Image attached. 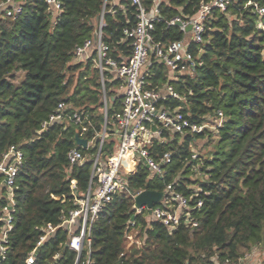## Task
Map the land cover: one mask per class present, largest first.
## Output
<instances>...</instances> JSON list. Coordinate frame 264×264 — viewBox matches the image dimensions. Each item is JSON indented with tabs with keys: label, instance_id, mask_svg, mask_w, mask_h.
<instances>
[{
	"label": "trees",
	"instance_id": "obj_1",
	"mask_svg": "<svg viewBox=\"0 0 264 264\" xmlns=\"http://www.w3.org/2000/svg\"><path fill=\"white\" fill-rule=\"evenodd\" d=\"M61 1L59 14L46 0H24L17 19L0 14V163L12 146L24 154L14 188L13 228L0 264H26L35 249V264L86 263L89 249L79 257L68 247L70 231L62 225L63 217L77 207L71 183L77 180L79 197L88 192L105 126L103 162L118 143L114 133L122 96L107 82L106 110L99 69L91 59L78 62L74 57L78 46L95 38L104 0ZM157 1L144 3L152 9ZM210 1L161 0L155 41L167 45L187 38L188 33L168 21L192 18ZM255 3L264 7V0H236L225 12L213 9L204 22V43L192 42L189 48L197 62L192 74L171 79L166 64L151 67V87L171 84L181 95L167 96L163 107L180 109L194 123L216 120L221 113L223 123L216 131L166 132L167 142H154L153 155L160 158L169 151L172 162L163 176L142 162L127 175L128 191L115 194L93 224V264H223L242 261L264 242V14L256 12ZM135 10L128 0H119L114 13H105L103 39L119 60L131 50L124 29L136 22ZM63 101L70 112L88 114L91 122L76 125L68 120L42 130ZM77 133L93 144L80 147L86 161L73 165L68 153L77 146ZM201 139L215 142L202 162L203 181L192 178L202 160L201 155L193 158L192 147ZM4 179L0 173V238L9 206ZM171 183L187 197L199 193L190 205L202 200V207L192 208L176 228L146 211L136 213L134 194L164 191ZM51 227L55 231L37 247Z\"/></svg>",
	"mask_w": 264,
	"mask_h": 264
},
{
	"label": "built area",
	"instance_id": "obj_2",
	"mask_svg": "<svg viewBox=\"0 0 264 264\" xmlns=\"http://www.w3.org/2000/svg\"><path fill=\"white\" fill-rule=\"evenodd\" d=\"M128 1L136 9V22L133 26L124 29L126 38L130 40L131 50L129 55L120 54V60L114 57L110 45L103 39L105 13L108 11L114 13L119 2V0H104V7L99 17V27L95 38L88 39L84 44L78 46L74 56L78 62L91 59L99 69L106 110L108 107L107 82L113 83L111 89L122 96V112L114 133L118 142L116 148L106 162L101 160L102 147L107 137L105 126L101 134L99 151L93 158V172L88 192L83 197H79L77 180H72L71 188L76 196L77 207L70 210L62 221V225L70 231L68 247L77 251L79 257L85 248L89 249L85 264H93L90 254L93 224L100 211L107 203L111 202L115 194L128 191L127 175L135 173L140 162L150 168L154 174L160 176L166 174V167L172 162V153L167 151L160 158L155 157L151 151L154 142H167L166 132L173 136L175 134L202 133L206 129L216 131L223 123L221 113L216 120L208 118L204 123H194L180 109L163 107L161 101L167 96L181 99V95L171 84H167L162 89L151 87V67L159 62L166 64L171 71V79H177L178 76L183 74H192L195 71L197 62L189 49L191 43H204V22L211 15L213 9L225 12L236 0H211L209 3L203 4L198 13L192 18L183 19L177 16L169 20L168 24L170 26L182 22L180 27L188 33V37L167 45L157 43L153 35L155 24L160 19L158 7L160 1L158 0L152 9L145 5L144 0ZM46 2L53 13L59 14L62 9L61 0H46ZM23 5L24 0H0V14L3 13L5 16L17 19L23 13ZM108 6L110 8L107 10ZM254 6L256 12L264 14V7L259 6L257 3ZM190 25L192 29L188 31L187 27ZM69 108L68 103L61 102L49 119L43 123L42 130L47 129L56 122L65 123L68 120L76 125L91 122L88 114H81L78 111L70 112ZM80 136L85 138L82 134ZM92 144L93 141L88 140L87 148ZM80 147L82 146L77 145L68 153L69 162L73 165L83 164L86 161ZM198 157L199 154H193L194 159ZM23 162V152L16 146H12L0 163V173L4 175V185L7 188L9 200V206L3 217L6 226L0 238L1 258H4L8 250V233L13 228V212L16 206L14 188ZM199 190L202 191V189ZM141 191L134 194V198ZM164 192L163 200L157 202L163 205H156L155 203L152 214L149 213L147 206L140 208L134 206L136 213L146 211L163 224L176 228L183 217L188 218L191 215L190 210L192 208H200L203 205V201L199 200L192 207L190 203L194 196H198L199 193L187 197L177 191L174 183L168 184ZM192 224L193 226L198 225L194 220ZM130 225L131 227L135 226L134 218L131 220ZM54 231V227L49 228L47 233L38 241L37 247L42 245L48 235ZM128 238L133 241V234H129ZM35 251L28 256L26 264L36 263ZM223 264H242V261L226 260Z\"/></svg>",
	"mask_w": 264,
	"mask_h": 264
},
{
	"label": "water",
	"instance_id": "obj_3",
	"mask_svg": "<svg viewBox=\"0 0 264 264\" xmlns=\"http://www.w3.org/2000/svg\"><path fill=\"white\" fill-rule=\"evenodd\" d=\"M177 25L181 26L182 22H178ZM191 29H192L191 25L187 27L188 31H190ZM75 139L77 145H80L83 148L88 147V139L81 137L79 133L76 134ZM164 196H165L164 191L150 190V189L143 190L135 196V206L137 208L147 206L149 208V213L152 214V208L154 204L163 200Z\"/></svg>",
	"mask_w": 264,
	"mask_h": 264
},
{
	"label": "rangeland",
	"instance_id": "obj_4",
	"mask_svg": "<svg viewBox=\"0 0 264 264\" xmlns=\"http://www.w3.org/2000/svg\"><path fill=\"white\" fill-rule=\"evenodd\" d=\"M215 142L208 139H201L197 142V144L193 145L192 150L195 154L201 155L202 160L198 163L197 170L195 171V174H192V178L194 180L203 181L206 178V173L201 170L202 162L208 158V156L211 154V152L214 150ZM140 242V241H139ZM140 244V243H139ZM260 246V245H258ZM261 249L257 250L256 252L264 251V242L261 244ZM262 251V252H263ZM252 250L249 252L251 253Z\"/></svg>",
	"mask_w": 264,
	"mask_h": 264
},
{
	"label": "crops",
	"instance_id": "obj_5",
	"mask_svg": "<svg viewBox=\"0 0 264 264\" xmlns=\"http://www.w3.org/2000/svg\"><path fill=\"white\" fill-rule=\"evenodd\" d=\"M161 1V0H159ZM190 37V34H189ZM261 249V244L260 246H255L252 248V252L248 253L242 260V264H264V251L256 252L257 250Z\"/></svg>",
	"mask_w": 264,
	"mask_h": 264
}]
</instances>
